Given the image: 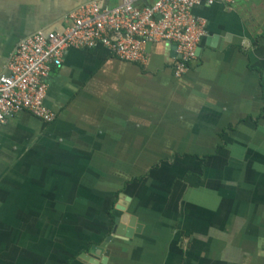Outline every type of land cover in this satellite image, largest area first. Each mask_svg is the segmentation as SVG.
I'll use <instances>...</instances> for the list:
<instances>
[{"label": "crops", "instance_id": "0c3cea01", "mask_svg": "<svg viewBox=\"0 0 264 264\" xmlns=\"http://www.w3.org/2000/svg\"><path fill=\"white\" fill-rule=\"evenodd\" d=\"M213 1L192 11L208 36L183 78L173 44L144 63L71 48L48 79L55 120L0 124V264H91L121 193L140 229L107 264H264V0ZM88 3L122 0H0V76Z\"/></svg>", "mask_w": 264, "mask_h": 264}, {"label": "built area", "instance_id": "2783aa9c", "mask_svg": "<svg viewBox=\"0 0 264 264\" xmlns=\"http://www.w3.org/2000/svg\"><path fill=\"white\" fill-rule=\"evenodd\" d=\"M137 2L122 0L116 7L82 5L67 16L63 32L41 31L20 42L7 65V74L0 76V124L24 111L46 123L55 120V113L45 105L48 79L54 68L63 67L71 48L103 46L125 63H144L151 45L173 44L179 55L175 77L187 75L208 36L204 22L192 11L214 1L157 0L141 9Z\"/></svg>", "mask_w": 264, "mask_h": 264}, {"label": "water", "instance_id": "95a60500", "mask_svg": "<svg viewBox=\"0 0 264 264\" xmlns=\"http://www.w3.org/2000/svg\"><path fill=\"white\" fill-rule=\"evenodd\" d=\"M177 49V47H175ZM179 57V56H178ZM128 198L125 194H119V199L116 205V209L121 212L119 216L115 218V224L112 230V233L104 240L101 245H94L91 247L88 254L81 255V259L85 261H91V264H107L108 258L110 256V250L106 249L110 242L113 241L114 238H131L133 237L136 227L140 229L139 225L136 223H131L128 226L127 219L129 218V214L126 213L127 201ZM131 217V216H130ZM135 218V217H134ZM134 221V219H132ZM128 226V227H127ZM142 226V225H140Z\"/></svg>", "mask_w": 264, "mask_h": 264}]
</instances>
